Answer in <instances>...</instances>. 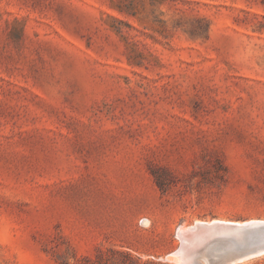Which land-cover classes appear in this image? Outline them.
Masks as SVG:
<instances>
[{
	"label": "rangeland",
	"instance_id": "374dc122",
	"mask_svg": "<svg viewBox=\"0 0 264 264\" xmlns=\"http://www.w3.org/2000/svg\"><path fill=\"white\" fill-rule=\"evenodd\" d=\"M212 221L264 224V0H0V264H180Z\"/></svg>",
	"mask_w": 264,
	"mask_h": 264
},
{
	"label": "water",
	"instance_id": "95a60500",
	"mask_svg": "<svg viewBox=\"0 0 264 264\" xmlns=\"http://www.w3.org/2000/svg\"><path fill=\"white\" fill-rule=\"evenodd\" d=\"M178 236L180 264H236L264 253V224L200 222Z\"/></svg>",
	"mask_w": 264,
	"mask_h": 264
},
{
	"label": "bare ground",
	"instance_id": "6f19581e",
	"mask_svg": "<svg viewBox=\"0 0 264 264\" xmlns=\"http://www.w3.org/2000/svg\"><path fill=\"white\" fill-rule=\"evenodd\" d=\"M176 259V258H175ZM244 262V261H243ZM243 262H240V263H236V264H242Z\"/></svg>",
	"mask_w": 264,
	"mask_h": 264
}]
</instances>
